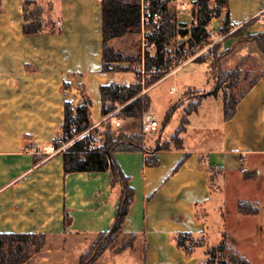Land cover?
<instances>
[{
	"label": "crops",
	"instance_id": "1",
	"mask_svg": "<svg viewBox=\"0 0 264 264\" xmlns=\"http://www.w3.org/2000/svg\"><path fill=\"white\" fill-rule=\"evenodd\" d=\"M25 1L0 0V233L44 234V248L24 264H48L54 256L51 264H60L59 260L69 259L70 253L64 252L68 236L94 238L109 230L121 194L108 172L65 174L62 152L70 143L54 153L46 152L62 133L65 102L82 103L86 78L108 74L100 72L101 0H32L42 24L34 34L22 32ZM176 7L177 22L188 24L190 5ZM228 10L230 22L239 27L252 18L256 21L241 36L229 35L218 43L219 50L226 52L221 65L231 56L260 58L254 41L244 37L264 33V0H228ZM187 37L177 36L181 41ZM184 69L193 80L184 83L181 94L189 88L205 94L211 91L193 84L194 80L201 86L209 84L208 62L185 61L162 79ZM256 78L228 121L223 120L222 107V115L217 113V120H210L220 93L202 98L188 116L181 149L115 154L134 190L122 233L135 235V240L131 248L119 253L107 249L94 264H116V257H122L119 264H199L203 247L186 255L173 237L178 233L204 235L197 209L211 199L213 174H221L218 180L224 201L229 194L227 181L237 180L230 187L233 198L228 199L233 207L222 209L221 239L251 264H264V249L258 248L264 244V74ZM126 81L130 79L118 83ZM174 91L173 87L170 92ZM202 113L204 122L192 126L191 117ZM101 118V109L97 120L91 114L94 126ZM151 156L158 161L156 167L145 165ZM239 202L251 204L256 212L240 213ZM65 217L69 219L66 226ZM217 235L209 246L221 240ZM88 241L78 258L91 245ZM246 246H258L255 261L243 252ZM106 253L107 259L99 263ZM76 256L72 264H78Z\"/></svg>",
	"mask_w": 264,
	"mask_h": 264
},
{
	"label": "trees",
	"instance_id": "2",
	"mask_svg": "<svg viewBox=\"0 0 264 264\" xmlns=\"http://www.w3.org/2000/svg\"><path fill=\"white\" fill-rule=\"evenodd\" d=\"M171 0H144L146 12L142 13L140 0H101V33H102V73H111L120 70V63L134 62L130 57L123 56L116 52L111 45L114 39L121 38L127 34H139L141 27L144 28V39L147 45H152V51H146L143 56V71L148 75L147 86L155 84L162 79L170 70L177 67L179 61L187 59L186 51H191L194 47L205 44L208 39L207 25L213 18H221L222 26L220 33L228 31L229 10L228 0H213L214 6H210L211 0H195L190 9V29L185 25H178L176 15L171 13L168 4ZM34 4L32 0H26L23 6L22 32L24 34H34L41 30V17L39 8L27 10L28 4ZM157 14L158 18L153 19ZM142 16L144 19L142 20ZM256 18L248 20L245 24L234 31L230 36L236 37L250 27ZM188 37L181 43L169 49L171 41L177 36ZM254 41L259 53L264 58V33H258ZM217 49L220 45L217 44ZM140 62V59L137 60ZM195 62L199 63V60ZM220 58L216 57L211 64L212 77L216 81L214 88L208 93H201L196 102L183 111V116L178 127L174 130L171 141L176 149L182 148L181 135L184 133L188 123V116L195 112L199 101L206 96H217L222 90L223 120H230L236 110L240 99L255 83L257 78L235 95L234 89L238 88L240 81V69H222ZM127 71L126 68L122 69ZM140 72L137 73L134 83L126 88L123 84L114 83L100 86L101 116L105 117L109 112L116 110L117 105L121 109L117 116L122 120L140 119L148 107V98L140 95ZM106 107V108H105ZM91 102L84 96L82 103L73 106L68 102L64 104V118L62 123V133L55 140L54 148H59L61 142L67 144L62 152V168L65 174L70 173H104L108 172L112 185H119L121 189L119 204L114 219L108 231L99 233L91 245L79 255L78 264H94L96 259L107 249L112 248L115 253L122 252L133 246L135 235L131 234L125 242L113 247L111 244L115 237L123 234V222L132 204L134 190L129 185V178L124 175L119 167L115 154L119 152L148 151L149 153L158 150H169L170 144H156L152 148L144 145L142 134H127L118 132L116 135L109 130L100 133L101 139L94 138L98 132V126H94L91 119ZM175 110L171 105L166 111L163 119L162 129L164 130ZM110 123V119H106ZM75 131H72V129ZM87 133L76 138L79 134ZM264 137V128H263ZM96 144L95 148H90V143ZM186 156L179 163L185 161ZM145 165L156 167L158 161L153 156L145 159ZM178 167V166H177ZM176 167V169H177ZM213 168H209L211 172ZM238 210L242 214H254L256 209L250 207L248 203L239 202ZM69 219L65 217L64 225ZM173 241L177 248L186 255H190L196 248L205 247L202 244H195L196 238L189 233H178L174 235ZM45 246L44 234L34 233H0V264H24L31 257L40 252ZM205 260L199 264H251L248 259L229 246L222 238L215 246H206L204 249Z\"/></svg>",
	"mask_w": 264,
	"mask_h": 264
},
{
	"label": "rangeland",
	"instance_id": "3",
	"mask_svg": "<svg viewBox=\"0 0 264 264\" xmlns=\"http://www.w3.org/2000/svg\"><path fill=\"white\" fill-rule=\"evenodd\" d=\"M142 1V0H140ZM187 5L189 6V0H171L168 4V8L171 13H174L176 15V5ZM209 5L212 7L214 6V1L211 0L209 2ZM36 7L34 4L29 3L27 10H34ZM192 6L190 5V9ZM176 22L177 18L175 17ZM215 19L213 23H209L206 27V30H220L216 29V26L221 23L220 27L222 26L221 18H213ZM181 21V17L179 18ZM190 22L188 24L177 22V24L185 25L186 29H190ZM142 28V27H141ZM236 31V30H235ZM245 32V31H244ZM244 32L240 33L238 36H241ZM257 35V34H256ZM256 35H247L244 37V39H252ZM236 36V37H238ZM181 38H174L170 43V48H172L174 45L176 46L178 43H181ZM111 45L113 46L114 50L123 56H128L132 58V60H135L134 62L130 63H120L118 65V68L120 70L116 72H111L108 74H101L99 77H94L93 75L90 77H87L84 83V91L86 96L89 98L91 102V114L95 120L99 118V113L101 109V100H100V86L102 85H110L114 83H118L121 81H124L125 79H130L131 83H134L136 80L137 73L140 72V84H141V90L144 88L147 90V94H141L143 97H147L149 101V95L152 100V102L156 106V111L158 114V122L159 125L157 129L151 133L143 134L141 132V121L142 116L140 119H125L122 120V125L120 128H114L110 123H107V120H101L98 123V132L94 134V138L97 140H100L102 137L100 133L104 132L105 130H109L112 134L116 135L118 132H125L127 134H142L143 136V143L146 146H149V148L154 147L156 144L164 145L166 143L170 144L171 147H173V142L171 141V136L174 132V130L178 127L180 120L183 116V111L185 109L190 108L197 100V98L200 97L201 93H204V90H197V89H187L183 94L182 93V87L184 83L192 81L190 79L191 74H186L185 70H182L178 72L177 74L169 77H165L162 79L157 85H155L153 88H150L151 86L146 85V81L148 79V75H145V72L143 71V56L146 51H152L151 45H147L144 39V28L143 30H140L139 34H132L124 39L116 40L114 42H111ZM225 51H220L217 49V44L210 43V40H207L205 44H201L197 47H194L190 52L186 51L185 55L187 56V59L185 61H196L199 60V63L208 62L210 67L211 64L214 63L215 58H220V67L222 69H234L238 67L240 69L241 75H240V81L239 86L237 89H234L235 95H239L241 91H243L251 81H253L256 77H258L261 74H264V58L261 56L260 58H254L250 55L248 57L241 58L237 60L235 56H231L228 59L224 60L221 65V59L225 56ZM140 59V62L137 60ZM182 62V63H183ZM179 66V62L177 63ZM223 66V67H222ZM126 68L127 71H123L122 69ZM209 79L210 82L208 85H203L196 80H194L193 84L197 87L204 88L206 91H210L214 88L216 81L212 77L211 73L212 71H209ZM194 78V77H193ZM82 87V86H81ZM175 88L174 93H171L170 91L172 88ZM150 89V90H149ZM218 93H220V98L218 100V104L215 103L213 106V113L210 117L211 122H215L217 120V113L222 115L221 107L223 108V101L221 95L222 90H219ZM180 95H182L179 99H177ZM169 102L173 103L172 105L175 106V110L170 118V121L167 125V127L163 130V119L166 114V111L170 108ZM215 102V101H214ZM222 105V106H221ZM220 106V107H219ZM121 105H117L116 109H121ZM205 110V109H203ZM192 121V126H199L204 122V115L203 113L199 115L198 117H191L190 119ZM66 146V145H65ZM64 146V147H65ZM61 147V146H60ZM63 147V148H64ZM221 174H213V180L211 181V190H212V196L209 202L204 203L199 206L197 209V218L204 224L205 227V233L204 235L196 236V243L195 244H202L206 246H209L211 239H213L214 236L217 235V238L221 239L223 235V228L220 226L219 222L223 218V211L222 209L226 208L227 206L233 207V203L228 202V199L233 198L230 192V187L237 185L236 178H230L229 181H227V191L229 194H227V201H224V195H222L221 191V180L220 179ZM221 193V194H220ZM222 195V196H221ZM229 195V196H228ZM228 202V203H227ZM249 204V203H248ZM251 207L252 205L249 204ZM245 228V227H244ZM230 229L235 232L236 228L235 226H230ZM89 239L88 243L90 241H94V238H88L87 235H79V236H68L67 240L64 244L65 250L64 252L70 253L68 255L69 259L63 258V260L57 259V261L60 264H72L73 263V255L76 256V261L78 259V254L80 251H83L85 240ZM128 239L126 235H118L115 237L114 241L112 242V246H118L122 242H125ZM84 242V243H83ZM91 244V243H90ZM256 244L254 243V246ZM262 246V249H264V244H261L259 247L256 246L254 248H249L246 246V249H243V252L250 257L253 261H255L256 254L258 248ZM52 247V246H51ZM203 247V250L205 249ZM258 247V248H257ZM111 249V248H109ZM108 253L106 255H103L100 260V262H104L107 259ZM116 264H119V258L122 257H116ZM56 260V256L52 258L48 262V264H51L52 261ZM75 260V259H74ZM205 260V256L203 254V257L201 259V262Z\"/></svg>",
	"mask_w": 264,
	"mask_h": 264
},
{
	"label": "built area",
	"instance_id": "4",
	"mask_svg": "<svg viewBox=\"0 0 264 264\" xmlns=\"http://www.w3.org/2000/svg\"><path fill=\"white\" fill-rule=\"evenodd\" d=\"M144 0L141 1V10L142 13L145 11L146 12V4L144 5L143 3ZM195 2V0H189V5H193ZM158 18L157 14L153 15V19L156 20ZM144 19V17L142 16V20ZM228 31L226 33H220L219 30H207L208 32V39L210 40V43L213 44H218L219 42H221L224 38H226L227 36L231 35L235 30H237L239 28V26L233 24L232 22H229L228 26ZM152 47V45H151ZM179 64H182L181 61H179ZM123 85L128 88L131 85V82H124ZM147 94V90H145L144 88H142L141 90V94ZM106 108V107H105ZM119 111V109H116L114 111L109 112L105 117L102 118V120H106V119H110V122L112 124V126L114 128H120L122 125V120L117 116V112ZM159 125L158 122V114L156 111L155 106L153 105V102L151 101L150 97H149V103H148V107L146 108L145 112L142 114V121H141V132L143 134H148L151 133L153 131H155L157 129ZM72 131H75V129L73 128ZM87 133V130L82 132L81 134H79L76 138H81L83 137L85 134ZM66 144L61 142V147L59 148H63ZM96 144L94 142L90 143V148H95ZM59 148H54V146H50L48 148V150L46 151L47 153H54L55 151L59 150Z\"/></svg>",
	"mask_w": 264,
	"mask_h": 264
}]
</instances>
